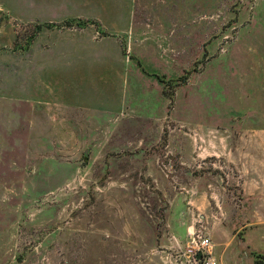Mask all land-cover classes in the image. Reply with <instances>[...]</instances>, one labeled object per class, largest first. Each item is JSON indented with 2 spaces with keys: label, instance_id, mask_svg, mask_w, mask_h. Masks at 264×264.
<instances>
[{
  "label": "rangeland",
  "instance_id": "rangeland-1",
  "mask_svg": "<svg viewBox=\"0 0 264 264\" xmlns=\"http://www.w3.org/2000/svg\"><path fill=\"white\" fill-rule=\"evenodd\" d=\"M264 264V0H0V264Z\"/></svg>",
  "mask_w": 264,
  "mask_h": 264
},
{
  "label": "built area",
  "instance_id": "built-area-1",
  "mask_svg": "<svg viewBox=\"0 0 264 264\" xmlns=\"http://www.w3.org/2000/svg\"><path fill=\"white\" fill-rule=\"evenodd\" d=\"M189 247V254L197 264H218L215 259L209 257L212 249L209 238H194ZM199 254L202 255V259L197 258Z\"/></svg>",
  "mask_w": 264,
  "mask_h": 264
},
{
  "label": "water",
  "instance_id": "water-1",
  "mask_svg": "<svg viewBox=\"0 0 264 264\" xmlns=\"http://www.w3.org/2000/svg\"><path fill=\"white\" fill-rule=\"evenodd\" d=\"M197 258H198V259H202V255H201V254H199Z\"/></svg>",
  "mask_w": 264,
  "mask_h": 264
},
{
  "label": "trees",
  "instance_id": "trees-1",
  "mask_svg": "<svg viewBox=\"0 0 264 264\" xmlns=\"http://www.w3.org/2000/svg\"><path fill=\"white\" fill-rule=\"evenodd\" d=\"M256 264H263V263L262 262H259V261L258 262L256 261Z\"/></svg>",
  "mask_w": 264,
  "mask_h": 264
}]
</instances>
